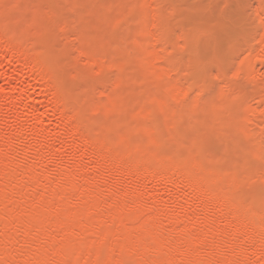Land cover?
Here are the masks:
<instances>
[{"label": "bare ground", "instance_id": "obj_1", "mask_svg": "<svg viewBox=\"0 0 264 264\" xmlns=\"http://www.w3.org/2000/svg\"><path fill=\"white\" fill-rule=\"evenodd\" d=\"M0 264H264V0H0Z\"/></svg>", "mask_w": 264, "mask_h": 264}]
</instances>
